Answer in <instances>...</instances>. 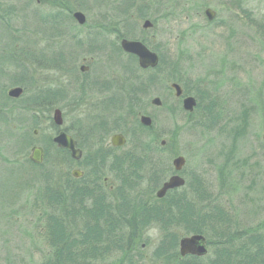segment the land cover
<instances>
[{
	"label": "rangeland",
	"instance_id": "rangeland-1",
	"mask_svg": "<svg viewBox=\"0 0 264 264\" xmlns=\"http://www.w3.org/2000/svg\"><path fill=\"white\" fill-rule=\"evenodd\" d=\"M23 1L0 0V104H7V108H0V264H41L49 255L41 196L47 182L61 188L65 176L76 168L84 170L91 181L99 180L105 191L116 192L118 181L109 170L110 159L100 166L98 179L84 160L103 132L99 120L112 118L105 103L111 92H118L122 76L146 75L137 58L129 62V53L120 47L122 38L116 33L124 32L128 25L135 38H123L144 37L165 56V69L144 97L142 109L125 115L126 129L133 128L140 115L151 116L154 127L144 136L159 146L156 154L161 161L173 168L172 159L183 156L185 164L179 174L185 184L194 185L195 177L202 180L211 197L232 215L233 232L256 231L264 237V0H147L152 17L139 18L133 8L122 22L115 9L119 0H76L71 18L67 10L53 6L52 0H32L28 12L20 10ZM11 4L15 12L9 14ZM78 4L84 7L77 8ZM207 8L214 12L211 20L205 14ZM77 10L85 15L83 24L72 17ZM57 11L63 19L57 25L61 31L51 30V22L39 19L48 20V14ZM146 19L152 25L143 28ZM96 31L99 34L94 38ZM93 43L97 47L89 51ZM57 56L63 59L60 65L51 63ZM175 60L181 70L174 76L188 81L189 94L195 95V88H199L202 95H208L201 98L202 106L214 101L209 115L202 113V108L190 119L185 115L181 100L168 87L173 81L168 77L169 63ZM81 66L87 69L81 71ZM18 76L26 80L27 87L20 97L10 98L9 88L24 89L16 84ZM107 83H114L113 89H106ZM35 88L54 89L62 95L43 107L45 112L38 113L35 126L29 130L30 113L23 106ZM5 95L11 100L3 99ZM154 96L166 101L172 112L152 105ZM55 108L62 113L61 128L76 136L88 153L79 164L63 159L61 148L52 141L57 133L52 119ZM238 117L245 124L235 137ZM196 121L213 125L189 126ZM114 133L123 134L111 132L105 138L109 140ZM124 136L127 140V133ZM48 138L54 144H48V151H44ZM32 146L43 148L39 164L30 163ZM174 173L166 174L162 182ZM140 188L145 190L146 184ZM174 231L180 238L193 234L184 233L181 226ZM158 237L155 227L144 231L137 241V253L146 264L152 262ZM207 248L205 255L210 253ZM116 257L97 264H117Z\"/></svg>",
	"mask_w": 264,
	"mask_h": 264
},
{
	"label": "trees",
	"instance_id": "trees-1",
	"mask_svg": "<svg viewBox=\"0 0 264 264\" xmlns=\"http://www.w3.org/2000/svg\"><path fill=\"white\" fill-rule=\"evenodd\" d=\"M23 2L20 10H27V12L31 10L29 6L32 0ZM72 2L77 1L52 0L51 4L60 10H67L71 18ZM149 3L147 0H119L115 8L118 12V20L122 22L133 8L139 18L152 17L153 14L149 13ZM83 7L82 4L77 6V8ZM0 9L2 10V7ZM14 10L13 4L8 6L9 14L14 13ZM47 18L48 20L41 17L39 19H42V22H51L49 25L51 30L58 28V31H61L57 26L63 20L61 12H51ZM152 22H155L154 18ZM101 25H99L100 28H102ZM125 29L124 32L118 31L116 35L120 39L135 38L133 34H130L131 25L126 26ZM98 34L99 32L96 31L94 38L98 37ZM94 38L92 36L88 42L93 41ZM136 38L159 55V62L154 68L141 69L146 75H134L128 79L122 76L118 82V92H111L110 98L107 99L108 103H105L107 113L112 118H102L98 124V126H103L101 130L103 132L99 135L102 138L111 132H122L124 135L127 133L128 136L127 148L113 154V157L108 156L110 157L109 170L118 181L116 192L105 191L100 186L99 180L91 181L86 175L77 179L68 173L62 181L65 183L60 186L61 188L54 187L53 184L47 182L41 196L44 197L42 201L46 208V213L44 212V217H47L45 232L50 253L41 264H97V262H105L113 255H117L114 259V263L117 264H146L141 255L137 253L140 249L136 248L137 241H140L144 231L155 227L158 230L159 239L152 251L150 264H264L263 235L256 231L243 234L238 233L240 231L233 232L232 215L229 216L225 208L220 205L221 203L219 204L216 198L211 197L203 181L198 177H195L194 185L187 182L183 188L168 190L164 197H156L154 191L160 186L166 174L174 172V169L169 164L166 166L157 156L156 153L160 152L158 151L159 146H153V140L147 141L144 136L153 129L154 123L149 127H144L136 119L134 127L126 129L125 115L128 116L132 111L135 114L142 109L144 97L161 79V74L165 69V56L157 47L151 46L144 37ZM94 47H97L94 43L90 44L89 51H93ZM126 56L129 62L133 63L136 60V56L132 54ZM58 57L51 60V63L62 64L63 59L58 60ZM169 64L168 77L171 81L181 84L184 94H189L188 81L182 82L181 78L174 76L181 70L180 62L175 60ZM19 77L15 78L17 79L16 84L22 85L25 90L26 80ZM113 86L114 83H107L105 88L111 90ZM194 91L193 96L197 104L192 113H185L189 119L201 108L202 113L209 115L215 106L214 101L202 106L201 98L208 97V95H202L203 91L199 88H195ZM60 93L54 89L45 91L35 88L33 90L23 106L30 113L27 116L29 125L26 129L32 130L38 113H44L43 107H49L53 97H60L62 95ZM3 99L11 100L6 95ZM5 107L7 108V104H0L1 109ZM160 107L172 112L167 108L166 101H162ZM238 118L234 131L235 137L240 135L245 124L243 118ZM201 123L200 121L191 122L189 126L197 128L213 125V123ZM53 127L56 129L54 125ZM44 144V151H48V144L53 145L54 143L48 138ZM59 151H62L63 159L72 161L64 149H59ZM107 159L102 157L92 160L93 162L88 166L92 176L97 178L98 172L101 171V164H105ZM221 182L226 181L222 179ZM143 184H146L145 190L140 188ZM179 226L184 229V233L202 234L206 238L207 246L210 247V253L204 256L189 254L180 256L177 248L180 235L174 231Z\"/></svg>",
	"mask_w": 264,
	"mask_h": 264
},
{
	"label": "water",
	"instance_id": "water-1",
	"mask_svg": "<svg viewBox=\"0 0 264 264\" xmlns=\"http://www.w3.org/2000/svg\"><path fill=\"white\" fill-rule=\"evenodd\" d=\"M205 14L209 20L213 18L214 12L207 8ZM72 17L76 20L78 24H83L86 21L85 15L82 11L77 10L72 13ZM152 25L151 21L146 19L143 23V28L150 27ZM121 49L129 54H133L137 57L138 66L142 69L154 68L159 62L158 54L148 48L143 42L139 40L122 38L120 40ZM86 66H81L80 70L85 71ZM169 87L174 91L175 97H182L183 89L181 85L177 82H171ZM23 93V88L21 86H13L7 90V96L10 98H18ZM150 103L155 106H161L162 101L159 97L154 96ZM182 109L188 113H192L196 107V99L192 95H186L182 97L181 101ZM59 108L53 110V123L56 127L62 126V115ZM139 122L144 127H149L152 124V118L149 115L142 114L139 116ZM262 140L264 142V133L262 134ZM52 141L59 148H65L69 150L70 155L73 159L80 158L81 150L75 147V140L64 130H60L56 135L53 136ZM114 145H123L125 143V137L121 134H114L111 138ZM164 141H162V144ZM31 154L29 155V160L33 163L39 164L43 160L44 152L43 148L40 146H32ZM173 169L177 172L169 176L165 181L162 182L161 186L156 190L155 195L157 198H162L165 196L168 190L182 187L185 184L184 178L178 173L181 171L185 164V158L181 155L174 157L171 161ZM74 176H79L80 172L78 170H73ZM206 239L202 234L193 233L187 236H183L178 241V252L180 256L185 255H195L204 256L207 253Z\"/></svg>",
	"mask_w": 264,
	"mask_h": 264
},
{
	"label": "flooded vegetation",
	"instance_id": "flooded-vegetation-1",
	"mask_svg": "<svg viewBox=\"0 0 264 264\" xmlns=\"http://www.w3.org/2000/svg\"><path fill=\"white\" fill-rule=\"evenodd\" d=\"M24 91V90H23ZM183 96H186L185 94H183L182 95V97ZM182 97H180L179 99L182 101ZM56 127V126H55ZM56 129H57V133L60 131V130H63L61 127L60 128H58V127H56ZM65 131V130H64ZM66 132V131H65ZM114 134H121V133H114ZM114 134H112L111 136H110V138H109V140H108V138H102V137H100L99 136V138L96 140V142H95V149L94 150H92V151H90L89 152V155L88 156H86L85 157V160H84V164L88 167L89 165H91V163L96 159V158H102V157H106V158H110V157H108V156H110L111 155V157H113V154H117V151L116 150H119V148H122L125 144H126V142H127V140H126V138H125V143L123 144V145H114L113 143H112V141H111V138H112V136L114 135ZM123 137H125L123 134H121ZM74 140H75V147L76 148H79L80 150H81V155H80V158H78V159H73L72 157H71V155H70V152H69V150H67V149H64L65 150V152L71 157V159L73 160V162H75L76 164H79V162H80V160L82 159V157L84 156V153L87 155L88 153L87 152H84V151H86V150H84V148L82 147V145H81V143L79 142V140L77 139V137L76 136H74V135H70ZM93 160V161H92ZM104 163H107V160L104 162ZM102 165V164H101ZM76 168H74V169H72L71 170V174H72V176L74 177V178H83L84 177V175H85V172H84V170H80L79 169V172H80V175L79 176H74L73 175V170H75ZM175 174V173H174ZM105 180V179H104Z\"/></svg>",
	"mask_w": 264,
	"mask_h": 264
}]
</instances>
